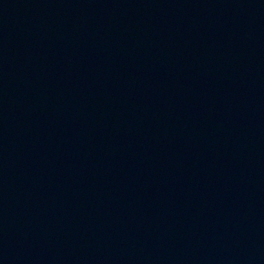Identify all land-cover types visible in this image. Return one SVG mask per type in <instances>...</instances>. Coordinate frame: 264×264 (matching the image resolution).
Returning <instances> with one entry per match:
<instances>
[{
    "label": "water",
    "instance_id": "water-1",
    "mask_svg": "<svg viewBox=\"0 0 264 264\" xmlns=\"http://www.w3.org/2000/svg\"><path fill=\"white\" fill-rule=\"evenodd\" d=\"M0 264H264V0H0Z\"/></svg>",
    "mask_w": 264,
    "mask_h": 264
}]
</instances>
